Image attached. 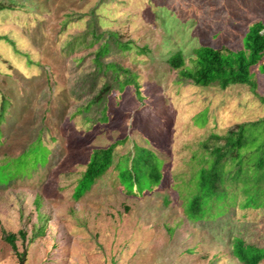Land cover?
<instances>
[{"label": "rangeland", "instance_id": "374dc122", "mask_svg": "<svg viewBox=\"0 0 264 264\" xmlns=\"http://www.w3.org/2000/svg\"><path fill=\"white\" fill-rule=\"evenodd\" d=\"M0 100L9 104L0 138V264H17L3 232L23 230L16 242L25 264H242L235 238L264 249V208L241 207L236 197L220 216L190 220L186 205L208 158L211 134L264 118V77L252 68L254 90L194 86L167 59L180 52L185 67L194 50H238L249 26L264 24V0H0ZM96 32L117 33L131 48L114 61L135 74L140 99L126 87L118 99L83 110L95 80L97 45L64 52L88 21ZM82 40V39H81ZM87 44V43H86ZM264 64V57H263ZM110 73V72H109ZM123 79V76L120 77ZM93 93V95H92ZM204 114V122L195 121ZM115 144L113 161L80 198L77 180L91 152ZM135 147L159 160L161 180L151 190L119 178L118 165ZM228 168V167H226ZM229 203V202H228ZM42 236L27 242L33 229ZM258 264H264L263 259Z\"/></svg>", "mask_w": 264, "mask_h": 264}, {"label": "trees", "instance_id": "16d2710c", "mask_svg": "<svg viewBox=\"0 0 264 264\" xmlns=\"http://www.w3.org/2000/svg\"><path fill=\"white\" fill-rule=\"evenodd\" d=\"M4 9L6 7L0 5V11ZM95 23L91 17L86 33L65 43L63 50L66 54H71L73 50L81 46L86 49L97 45L92 52V63L96 68V75L89 86L90 90L100 77L103 78L104 83L83 110L103 104L100 120L105 121L107 117L104 103L109 96L113 94L111 97L118 99L126 87H132L135 96L140 99V91L134 73L114 61H104L113 48L118 51L129 50L130 43L121 42L115 32L97 33ZM0 39L13 45V42L6 37H0ZM263 57L264 24L257 21L249 26L243 37L241 49L222 50L202 46L194 50V59L190 67H185L180 52L171 55L167 62L172 68L178 70L182 80L194 86L214 85L226 89L233 85H246L254 90L256 85L252 80L251 70L257 66L264 77ZM121 76H123L122 80ZM259 100L264 103V97H260ZM8 104L7 98L2 96L0 138ZM195 121L203 123L204 114H198ZM200 146L207 153L208 158L204 160L203 166L197 172L195 193L186 205V215L190 220L199 221L206 217L222 215L225 212V206L229 205L237 195L233 190H229L231 187L242 194L241 207L264 208V118L236 124L222 135L211 134ZM114 148L115 144H111L91 152L85 170L77 180L75 199L80 198L97 179L105 174L114 160ZM118 170L120 181L129 189L137 185L141 189L145 186L151 190V187L161 180L159 160L153 152L141 147H135L132 156L123 157L119 162ZM43 230V224L36 226L27 242L42 236ZM2 236V240L7 242L16 257L17 264H25L26 251H19L16 242L19 239L24 242L26 233L19 230L17 233L3 232ZM232 253L242 264H258L263 259L264 249L246 245L241 239L235 238Z\"/></svg>", "mask_w": 264, "mask_h": 264}]
</instances>
